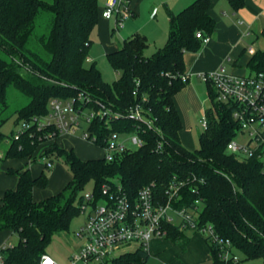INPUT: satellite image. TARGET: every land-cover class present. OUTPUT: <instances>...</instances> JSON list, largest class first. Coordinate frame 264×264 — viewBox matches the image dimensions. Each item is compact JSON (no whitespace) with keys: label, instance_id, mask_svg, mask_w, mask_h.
Here are the masks:
<instances>
[{"label":"trees","instance_id":"obj_1","mask_svg":"<svg viewBox=\"0 0 264 264\" xmlns=\"http://www.w3.org/2000/svg\"><path fill=\"white\" fill-rule=\"evenodd\" d=\"M245 1L228 3L236 13ZM209 5V0H195L178 14H171L167 41L150 57L144 56L148 46L144 36L135 34L126 39L120 49L106 56L117 74L108 84L95 64L85 67L90 36L101 16L98 0H0V144L9 141L4 159L61 160L72 177L58 194L35 203L32 191L47 186L46 171L37 177L28 170L12 172L18 183L2 198L0 232L9 231L18 241L2 251L5 264H39L53 236L68 232L80 214L82 192L89 182L94 184L96 197L101 196L102 186L118 183L130 200L153 184V193L162 202L173 180L186 183L176 207H189L200 200V225H212L243 261L264 264V168L255 159L240 160L226 152L238 126L231 119L232 108L216 102L210 85H206L208 99L215 113L206 112L208 127L199 136V148L190 151L180 140L182 124L174 97L188 83L181 81L186 73L184 53L201 47L195 34L208 37L213 32ZM42 13L52 15L50 29L34 39ZM248 68L253 74L264 75V51L251 56ZM10 87L29 99L16 112L15 125L45 115L50 99L67 100L79 94L86 96L90 101L86 106L94 109L97 103L114 111L139 105L152 125L126 119L113 122L111 131L136 133L143 145L117 155L112 162L103 157L83 161L55 143L39 151L51 130L38 131L32 126L18 140L13 139L14 133L7 138L1 132L9 120L4 113ZM89 130L99 139L97 147L102 148L109 130L99 120ZM166 231L168 237H176L188 230L168 226ZM204 240L212 264H220L217 247ZM149 257L146 250L137 248L102 264H147Z\"/></svg>","mask_w":264,"mask_h":264},{"label":"built area","instance_id":"obj_2","mask_svg":"<svg viewBox=\"0 0 264 264\" xmlns=\"http://www.w3.org/2000/svg\"><path fill=\"white\" fill-rule=\"evenodd\" d=\"M129 0H106L101 17L105 20L115 19L116 29H121L124 22L132 16ZM195 37L201 44H207L209 37L197 32ZM198 78L210 85L216 93V102L232 108L231 119L238 126L237 134L226 146V152L240 160L255 159L264 168V75L255 73L248 76H233L223 68L213 72L202 73ZM190 75L181 76L182 82H189ZM90 101L83 94L77 98L61 100L50 99L47 113L28 122H21L13 134V139L35 126L38 131L49 129L51 132L39 146L52 143L59 136L81 133V138L97 146L99 139L91 134L89 128L93 122H103L109 134L103 140V158L112 162L117 155L140 148L142 139L136 133L111 131L113 122L129 120L136 123L152 125L139 105L127 111H114L97 103L98 108L86 106ZM214 111L210 105L208 108ZM45 118V121L42 119ZM201 131L207 130V118L199 120ZM128 142V144H127ZM160 145L158 146V148ZM39 161L45 168L51 169L53 163L47 158ZM186 183L173 180L166 188V199L159 201L153 193V184L143 187L134 200H130L122 191L120 184L104 185L101 196L95 193L83 195L81 212L86 215L84 225L76 236L82 241L78 251L70 256V264H102L124 253L125 248L135 245L147 251L151 241L164 238L166 228L173 226L179 231H192L199 234L217 247L220 264H241L243 258L234 250L227 240H223L210 224L199 222L202 203L195 200L189 207L178 208L175 203L180 199V189ZM170 213L176 216L175 221ZM7 243L0 247V264H5L2 251L13 248ZM123 251V253H121ZM212 257L211 263L212 264ZM39 264H58L47 254L41 256Z\"/></svg>","mask_w":264,"mask_h":264},{"label":"crops","instance_id":"obj_3","mask_svg":"<svg viewBox=\"0 0 264 264\" xmlns=\"http://www.w3.org/2000/svg\"><path fill=\"white\" fill-rule=\"evenodd\" d=\"M194 1L131 0L129 8L132 16L124 22L121 29H116L115 19L105 20L100 16L90 36L91 45L86 63L96 65V60L102 57L106 58L109 53L120 49L123 42L135 34L146 38L148 46L144 51V56L150 57L167 41L170 15L178 14ZM209 2L208 15L215 24L213 32L208 36L209 42L204 45L201 44L196 52L184 53L185 72L190 75V80L174 97V105L182 124L180 132L182 145L181 136L185 137L184 129L188 130L189 126L190 103L192 100H198L196 89L199 81H201L198 75L213 72L220 68L233 76L252 75L253 73L248 68L251 56L258 51H264V37L262 35L264 32V0H246L244 7L236 13L233 12L228 0H209ZM105 4L106 0H98L99 12L104 9ZM116 79L117 74H115ZM69 136L71 135L59 136L52 143L57 144L62 149L73 151L70 147L58 145V139H69ZM80 141L84 142V140ZM4 144L7 145L5 151L0 149V208L5 192L15 190L17 187L18 177L12 172L28 170L32 176L37 177L42 172L53 169L47 176V186L43 189H33L32 200L35 203L58 194L71 180V175L66 176L63 167L55 166V162L51 169H47L40 161L4 159L9 141H5ZM47 145L41 146L39 151ZM75 154L83 161L103 157L102 155L99 158H91L77 152ZM85 221L79 226V229ZM68 232L54 235L45 251V254L53 258L58 264H70V256L76 253L82 244V241L76 236L77 233L74 234L76 237L74 240ZM12 237L16 236L9 231L0 232V247L7 243L16 245L17 243L14 244L10 241ZM147 252L150 256L147 264L211 263L209 246L202 236L192 231L182 232L176 237L166 235L164 238L153 240L149 243Z\"/></svg>","mask_w":264,"mask_h":264},{"label":"rangeland","instance_id":"obj_4","mask_svg":"<svg viewBox=\"0 0 264 264\" xmlns=\"http://www.w3.org/2000/svg\"><path fill=\"white\" fill-rule=\"evenodd\" d=\"M46 3H51L52 0H43ZM52 22V15L50 13H42L36 22V29H35V36H39L41 34H45L49 31L50 25ZM124 25V24H123ZM123 28V27H122ZM124 33V32H123ZM88 63H85V67H88ZM96 67L98 71L101 74V77L104 82L108 84H112L115 81V73L111 69L107 59L105 57H102L99 60H96ZM200 80V79H199ZM197 96L198 100H192L190 103V111L188 114L189 117V126L188 130H185V137L181 136L183 145L188 148L189 150H197L199 148V136L201 134V128L199 125V120L202 118V116H206V112L209 110L210 102L208 99V92H207V86L206 84L199 81L198 87H197ZM29 99L20 94L18 91H16L14 88L10 87L7 90V103L8 108L6 112L4 113L5 117H9V120L4 124V126L1 128V132L7 136V138H10L12 134L17 130L18 124L16 123V112L24 107L28 103ZM215 113V111H212ZM45 121V118L42 119ZM183 130V131H184ZM190 137V139H189ZM83 140L81 138V133L78 132L74 135L69 136V139L62 140L58 139V145L61 147H70L73 149V151L78 154H81L86 157L91 158H99L103 155V150L97 146H94L92 144H89L87 142L80 141ZM128 144V142H127ZM6 144L1 143L0 149L2 151H5ZM44 146V145H43ZM48 146V145H47ZM41 147V146H40ZM39 147V148H40ZM61 166L63 167L64 172L66 173V176L71 175L69 169L63 164L61 160L55 162V166ZM53 169L47 170L46 174L47 176L50 175ZM94 190V184L93 182H89L82 192V194L92 193ZM88 212H85V214L80 213L76 218H74L70 224L69 227V234L73 237L74 240H76V237L74 234L78 232L79 226L85 221V217ZM172 218L177 221L176 216L173 213H170ZM10 241L14 244L17 243L18 239L16 237H12ZM135 245H130L127 248H125L124 253L131 252L135 250ZM123 253V251L121 252ZM93 264V263H91ZM241 264H252L250 262H242ZM259 264V263H256Z\"/></svg>","mask_w":264,"mask_h":264}]
</instances>
